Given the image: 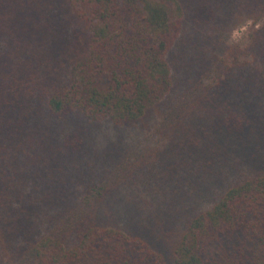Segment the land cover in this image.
Returning <instances> with one entry per match:
<instances>
[{"label":"trees","instance_id":"obj_1","mask_svg":"<svg viewBox=\"0 0 264 264\" xmlns=\"http://www.w3.org/2000/svg\"><path fill=\"white\" fill-rule=\"evenodd\" d=\"M260 65L264 0H0V264H264Z\"/></svg>","mask_w":264,"mask_h":264},{"label":"rangeland","instance_id":"obj_2","mask_svg":"<svg viewBox=\"0 0 264 264\" xmlns=\"http://www.w3.org/2000/svg\"><path fill=\"white\" fill-rule=\"evenodd\" d=\"M260 24L261 23L256 24L255 26L259 27ZM253 27H254V21L252 19L247 20L245 23L235 27L232 31V34H231V38H230L231 41H233L234 43H239L242 46H245L246 44H248V37H249ZM244 58L245 57H243L242 59H244ZM181 63L185 64V62H181ZM186 66H187L188 70H190V67H191V61L190 60H188L186 62ZM263 67H264V65H262V66L260 65L259 69L261 70V68H263ZM249 76L250 75H248L247 77H249ZM261 77H264V71H263V74ZM245 93H246L245 97L247 98V101H249L250 98L252 97L250 94L251 92L249 91V86H248V91ZM245 93H243V94H245ZM134 130H136V129L133 128V132L130 136L124 135V137L113 138L112 143H119V144L123 143V145L131 144L132 142L135 141L134 138H136V134H135ZM104 132H106L107 134H110L107 130H105ZM99 137H100V135H99ZM147 144L149 146L155 147V145H153L152 143H139L136 146L139 149H142L143 146L147 145ZM112 147H113V145H109L106 148L111 149ZM165 172H168V170L166 169ZM136 177H139V176L138 175L133 176V178H136ZM203 183L204 182L199 180V182H196V184H194V187L197 186L196 192L200 193L201 194L200 196H202V194L206 193V190L204 188ZM180 193L182 194L183 192H180ZM177 197L180 198L179 196H177ZM198 198H199V196H198ZM185 202H186V199L181 200V201H176L173 198L166 199L164 201H158V203L161 204V205L159 204L161 209H155V204L152 202V200H150L148 202V204H141L140 203L141 207L143 208L142 216L147 217L148 219L154 221L155 223H168L172 220L173 211H175L179 207L183 206Z\"/></svg>","mask_w":264,"mask_h":264}]
</instances>
